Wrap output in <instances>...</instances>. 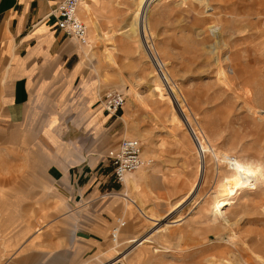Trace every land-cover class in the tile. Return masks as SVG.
I'll list each match as a JSON object with an SVG mask.
<instances>
[{"label":"rangeland","instance_id":"rangeland-1","mask_svg":"<svg viewBox=\"0 0 264 264\" xmlns=\"http://www.w3.org/2000/svg\"><path fill=\"white\" fill-rule=\"evenodd\" d=\"M141 1L95 0L91 14L79 10L89 30L87 76L101 81L98 99L109 90H123L127 103L141 108L147 129L143 152L153 162L137 172L142 175L125 202L141 220L136 238L150 237V242L127 246L145 249L147 264H260L264 0H156L139 28ZM215 24L221 37L212 32ZM169 87L183 110L176 108ZM234 162L244 167L245 189L214 221L212 197L225 183L223 177L239 176ZM200 175L199 190L176 208ZM151 207L163 216L161 223L144 216L153 212ZM121 219L130 224L129 217ZM123 248L119 244L116 250Z\"/></svg>","mask_w":264,"mask_h":264},{"label":"crops","instance_id":"crops-1","mask_svg":"<svg viewBox=\"0 0 264 264\" xmlns=\"http://www.w3.org/2000/svg\"><path fill=\"white\" fill-rule=\"evenodd\" d=\"M60 1L0 0V264H147L145 249L127 246L150 242L136 238L141 220L125 202L142 174L120 184L108 159L123 138L147 136L143 113L127 101L116 115L102 107L86 47L51 15ZM121 217L130 224L118 253Z\"/></svg>","mask_w":264,"mask_h":264},{"label":"built area","instance_id":"built-area-1","mask_svg":"<svg viewBox=\"0 0 264 264\" xmlns=\"http://www.w3.org/2000/svg\"><path fill=\"white\" fill-rule=\"evenodd\" d=\"M81 0H62L51 14L57 20L58 27L80 45L87 46L90 43L87 24L81 19L79 10ZM127 101L126 95L118 90H109L100 98L102 107L111 114H118ZM144 147L138 138L126 137L112 148L108 154L109 163L113 167L115 179L120 184H125L130 174L143 168H147L153 162L144 156ZM128 197V195H126ZM125 220H119L112 232L115 248L118 247V239Z\"/></svg>","mask_w":264,"mask_h":264},{"label":"bare ground","instance_id":"bare-ground-1","mask_svg":"<svg viewBox=\"0 0 264 264\" xmlns=\"http://www.w3.org/2000/svg\"><path fill=\"white\" fill-rule=\"evenodd\" d=\"M154 1H156V0H142L141 2H140V5H139V8L137 9L138 11H137V21H138V26H139V28H140V21H141V26H143L142 25V22H143V19H144V17H145V14H146V11H147V8L149 7V5L151 4V3H153ZM82 5H84L83 6V8H84V10L88 13V14H91L92 13V7L86 2V0H81V6ZM80 6V7H81ZM211 29H212V32H214V33H216L218 30H220V28L215 24V25H211ZM136 29V28H135ZM224 29V28H223ZM220 33V34H219ZM221 33H222V31L221 32H219L218 31V34L220 35L219 37H221ZM213 34V33H212ZM224 34V33H223ZM222 34V35H223ZM216 35V34H215ZM216 38V37H215ZM222 41V40H221ZM145 43V42H144ZM216 44V43H215ZM223 44V43H222ZM226 45V44H225ZM224 45V46H225ZM148 47V46H147ZM229 47V46H228ZM226 48V47H225ZM212 49V48H211ZM218 49V48H217ZM221 49V48H220ZM214 53V52H213ZM153 56V55H152ZM218 57V56H217ZM228 59L230 60L231 59V57L229 56L228 57ZM219 62V61H218ZM223 68H221V70H222ZM218 70V69H217ZM220 71V70H219ZM218 72V71H217ZM223 72H225V71H222V73ZM162 84V86L159 84V86H160V88H162L163 86H165V83H161ZM165 88V87H164ZM168 91H169V93L172 95V98L174 99L173 101H174V103H175V105H176V108H178V110L180 109V111L181 110H183L182 109V106H181V102L178 100V97H177V95H176V92H175V90H174V88L173 87H169L168 88ZM167 91V92H168ZM169 95V94H168ZM170 96V95H169ZM169 102V101H168ZM251 109H254V108H252V106H251ZM252 111V110H251ZM179 112V111H178ZM205 141V140H204ZM199 152V151H198ZM201 154H202V152H201ZM203 155H201V157H202ZM202 166V165H201ZM234 166H235V168H236V170L239 172V176L238 177H236V178H229V177H223V181L225 182V183H223V184H220V186H219V190H218V193H216V195H214L213 197H212V203H211V208H212V214H213V220L214 221H218L220 218H223L224 217V214H225V211H226V209H225V206L227 205V203L231 200V199H233V198H235L241 191H243L245 188H244V186H245V184H246V181H247V179H246V176H245V174H244V172H243V166L240 164V163H237V162H234ZM204 167V166H203ZM203 167H202V169H203ZM200 168V167H199ZM200 170V169H199ZM200 173V172H199ZM203 175H200V177H198L199 179H197L198 181H197V183H195L192 187H191V189L189 190L190 191V193H188L186 196H185V198H184V200H182V201H179L177 204H176V208H178V207H180L182 204H183V202H185L186 200H188V199H190L191 198V196L193 195V194H195L198 190H199V188H200V186H201V184H202V180H203ZM261 179V178H260ZM263 179V178H262ZM255 181V180H254ZM253 181V182H254ZM249 183V182H248ZM217 190V189H216ZM215 192V191H214ZM174 207V208H175ZM175 208V209H176ZM227 208V207H226ZM211 210V209H210ZM173 213V212H172ZM171 213V214H172ZM170 214V215H171ZM169 216V215H168ZM172 216V215H171ZM212 216V215H211ZM163 217V216H162ZM161 217V218H162ZM166 218V217H165ZM168 218V217H167ZM212 218V217H211ZM169 219V218H168ZM167 219V220H168ZM162 219H157V221H156V223H161L160 221H161ZM164 220V219H163ZM173 223V222H172ZM257 259L259 260V263L260 264H264V259H263V257H261V256H258L257 257ZM227 264V263H226Z\"/></svg>","mask_w":264,"mask_h":264}]
</instances>
